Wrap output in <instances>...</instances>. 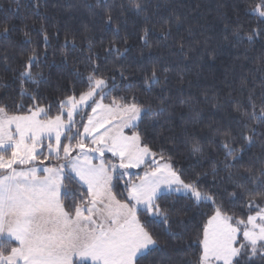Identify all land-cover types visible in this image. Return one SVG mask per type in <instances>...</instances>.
Returning a JSON list of instances; mask_svg holds the SVG:
<instances>
[{"label":"snow or ice","instance_id":"6c2138e0","mask_svg":"<svg viewBox=\"0 0 264 264\" xmlns=\"http://www.w3.org/2000/svg\"><path fill=\"white\" fill-rule=\"evenodd\" d=\"M150 5L151 0L127 4L95 0L89 7L103 11L107 26L113 25L117 12L124 16L127 10L142 18L140 39L149 46L147 37L155 27L148 14ZM243 11L257 25L247 35L238 25L232 38L251 45L264 36V0H249ZM175 20L179 26L180 17ZM158 23L162 38L170 37L171 20ZM12 30L6 26L0 35ZM41 31L47 47L48 35ZM119 32L116 24L114 33ZM186 41L188 51L200 43L189 28L188 36L178 42L184 55ZM125 52L112 40L102 59L88 38L86 74L75 73L80 88L73 85L69 94L40 106L37 96L24 87L25 82L40 83L42 73L32 71L40 63V52L32 48L27 55L21 53L16 69L10 64L13 55L0 50V65L16 73L21 98L11 107L0 103V264H164L152 258L166 252L171 242L187 243L186 251L195 249L185 264H264V81L259 93L247 90L246 103L232 101L239 118L229 126L209 128L207 144L217 145L222 158L206 156L205 139L183 130L184 146L195 161L185 178L170 155L176 138H167L171 143L167 150L154 151L147 128H140L146 118L164 115L169 97L163 92L170 89L162 88L155 104L141 101L130 83L123 85L124 95H113L120 88L117 74L124 81L132 75L126 76L122 66H109L107 57L118 60ZM214 53L212 49L208 55ZM43 55L46 58V51ZM168 71L153 64L150 74L142 77L146 88L161 84V73L167 83ZM178 80L182 83L183 76ZM242 84L244 91L247 83ZM24 97L33 103L25 105ZM105 99L110 102L104 103ZM180 102L192 105L193 98ZM256 147L259 154L249 155ZM105 153L114 159L106 160ZM203 162L210 168L197 170V166L203 169ZM141 168L142 175L131 171ZM209 175L211 187H204ZM177 196L207 215L187 242L181 210L174 203H161ZM203 207L211 214L203 213Z\"/></svg>","mask_w":264,"mask_h":264},{"label":"trees","instance_id":"16d2710c","mask_svg":"<svg viewBox=\"0 0 264 264\" xmlns=\"http://www.w3.org/2000/svg\"><path fill=\"white\" fill-rule=\"evenodd\" d=\"M108 2L112 4V0ZM121 2L127 4L128 0H116L117 4ZM248 2L249 0H151L148 14L155 27L147 37L149 46H145L140 39L143 34V19L131 16L127 10L124 16L115 13L113 25L107 26L103 11L89 7L95 5V0H39V6L36 0H0V33L6 26L14 29L6 36L0 35V50L7 49L13 55L10 64L11 68L16 69L21 53L27 55L32 48L40 52V63L32 69L33 73H42L40 83L34 85L25 82L24 87L37 96L40 106H45L69 94L73 85L77 90L80 88L75 73L78 70L86 74L88 38L91 39L93 51L99 53L102 59L109 41L116 40L121 51L126 48L127 52L118 60L114 55L107 57L108 65L122 66L125 75H132V79L124 81L117 74L116 81L120 88L113 95H124L121 89L125 83H130L134 85L132 91L137 93L141 101L155 104V97L161 89H170L163 92L164 96L169 97L164 105V115L146 118L140 128H147V141L154 151L161 147L167 150L171 147L167 138H176V149L170 155L174 166L178 170L183 169L184 177L187 178L190 166L195 161L189 157L184 146L183 130L186 128L189 133H195L197 138L205 139L206 156L210 154L214 158H222L217 145L207 144V138L211 136L209 128L229 126L240 115L233 111L232 101L246 103L247 90L254 88L257 93L261 91V83L264 81V36L251 45L246 40L237 43L232 38L238 25L242 26L244 35L250 34L251 29L257 25L254 17L244 15L243 5ZM177 16L181 20L179 26L175 20ZM161 20H171L172 35L167 39L162 38L159 31L158 22ZM116 24L120 25L118 35L114 33ZM42 28L48 35L47 47ZM189 28L200 43L188 51L186 41L187 54L184 55L178 51V42L182 37L188 36ZM226 35L229 37L227 40L224 39ZM205 37L208 38L206 44ZM212 49H215V53L210 56L208 52ZM45 51L46 58L43 55ZM153 64L169 69L168 82L163 83L164 74L161 73L162 83L148 90L142 77L150 74ZM140 68L145 71H137ZM181 75L182 83L178 80ZM242 82L247 83L244 91L241 90ZM19 90L20 81L16 79V73L0 65V103L11 107L14 101L20 102ZM205 96L208 97L207 100ZM188 97L193 98L192 105L181 104L180 101ZM22 102L25 105L33 103L27 97ZM109 102V99L104 101L106 104ZM192 107H195V111L191 110ZM87 112L91 114V109H87ZM76 119L79 123L80 117ZM86 120L85 116L84 121ZM259 151L258 147L253 148L249 155H258ZM104 158L114 159L108 154ZM203 163V169L197 166V170L210 168L209 163ZM131 171L142 175L144 169ZM211 181L212 177L209 175L203 186L211 187ZM118 190H122V185ZM161 203H174L181 210L180 218L186 221L188 229L185 241L194 239L207 215H203L201 210L192 207L191 202L182 197H172ZM202 211L211 214L208 207H203ZM185 249L187 243L171 242L166 252L156 253L152 259L154 262L162 260L164 264H185L195 251Z\"/></svg>","mask_w":264,"mask_h":264},{"label":"crops","instance_id":"0c3cea01","mask_svg":"<svg viewBox=\"0 0 264 264\" xmlns=\"http://www.w3.org/2000/svg\"><path fill=\"white\" fill-rule=\"evenodd\" d=\"M101 131H103V130H101ZM126 132H128L129 130H125ZM105 154H108V155H111L110 153H105ZM94 162H98V161H94Z\"/></svg>","mask_w":264,"mask_h":264}]
</instances>
